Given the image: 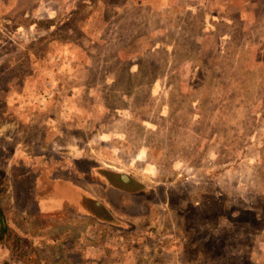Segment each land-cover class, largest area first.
Listing matches in <instances>:
<instances>
[{"label": "rangeland", "instance_id": "1", "mask_svg": "<svg viewBox=\"0 0 264 264\" xmlns=\"http://www.w3.org/2000/svg\"><path fill=\"white\" fill-rule=\"evenodd\" d=\"M0 236L27 264H264V0H0Z\"/></svg>", "mask_w": 264, "mask_h": 264}, {"label": "crops", "instance_id": "2", "mask_svg": "<svg viewBox=\"0 0 264 264\" xmlns=\"http://www.w3.org/2000/svg\"><path fill=\"white\" fill-rule=\"evenodd\" d=\"M49 202H51L49 199H45V200H39L38 203H36V211H37V214H39V216H41L42 213H44V214L47 213L51 209L50 206L47 204ZM51 210H52V212L61 211V209H55V208H52ZM82 217H84V216H82ZM85 218H88V217H85ZM88 219L92 220L91 218H88ZM91 222L97 223L94 220H92ZM98 224H100V223H98ZM14 226H16V225L14 224ZM5 227L10 228V227H8L6 225L2 226L3 229H5ZM15 230H17V229H15ZM17 231H19V230H17ZM13 236L16 238L15 241H16V248L17 249L21 248V246H22L21 243L24 242V241L26 243H27V241L29 242V244H28L29 246L27 247L28 249L29 248L33 249V246H35V245L33 244L32 241L35 240V244H36L37 237H38V236H34L33 233H28V234L26 233L25 234L23 232L22 234H18L15 231H13ZM0 251H1L0 252V256H3V260H4L0 264H3V263H8V264H27L26 261H24V260H22L20 258H18L16 261H12L11 260L13 255L15 256V253L13 254V247L12 248L9 247V245L7 243V240H6V236H0Z\"/></svg>", "mask_w": 264, "mask_h": 264}, {"label": "trees", "instance_id": "3", "mask_svg": "<svg viewBox=\"0 0 264 264\" xmlns=\"http://www.w3.org/2000/svg\"><path fill=\"white\" fill-rule=\"evenodd\" d=\"M3 264H8V263H3Z\"/></svg>", "mask_w": 264, "mask_h": 264}]
</instances>
